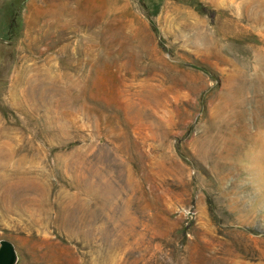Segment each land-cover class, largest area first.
Masks as SVG:
<instances>
[{"label": "rangeland", "instance_id": "374dc122", "mask_svg": "<svg viewBox=\"0 0 264 264\" xmlns=\"http://www.w3.org/2000/svg\"><path fill=\"white\" fill-rule=\"evenodd\" d=\"M3 238L264 264V0H0Z\"/></svg>", "mask_w": 264, "mask_h": 264}, {"label": "water", "instance_id": "95a60500", "mask_svg": "<svg viewBox=\"0 0 264 264\" xmlns=\"http://www.w3.org/2000/svg\"><path fill=\"white\" fill-rule=\"evenodd\" d=\"M19 253L16 245L9 239L0 240V264H17Z\"/></svg>", "mask_w": 264, "mask_h": 264}]
</instances>
